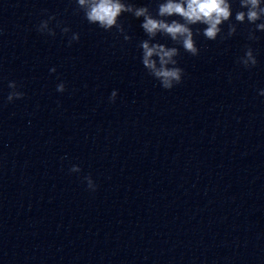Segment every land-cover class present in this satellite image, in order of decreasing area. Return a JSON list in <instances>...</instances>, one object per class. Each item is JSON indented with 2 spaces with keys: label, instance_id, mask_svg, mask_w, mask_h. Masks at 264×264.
<instances>
[{
  "label": "clouds",
  "instance_id": "obj_1",
  "mask_svg": "<svg viewBox=\"0 0 264 264\" xmlns=\"http://www.w3.org/2000/svg\"><path fill=\"white\" fill-rule=\"evenodd\" d=\"M76 11L83 12L84 18L89 24L98 25L99 28L110 31L117 29L123 35L125 41L131 37L125 33L119 18L124 13H129L135 18H142L141 28L148 37L140 42L142 50V64L149 75L159 81L160 86L165 90H171L174 86L182 82L184 70L177 66L176 57L180 55V49L176 46H166L159 42H153L158 34L170 38L174 45H179L183 50L193 56L199 54L195 36L202 34L207 40H216L222 33L221 25L232 19V5L230 0H161L158 3L157 13L154 16L148 6L137 7L129 0H75ZM242 10L235 13V22L228 24L226 36L228 38L237 31V24L247 22L254 25L248 32V39L255 41L257 31H264V0H239ZM179 17L180 19H169ZM55 16H49L37 26V31L55 36V31L49 27ZM259 21V23H258ZM204 25L201 30L197 28L193 31L194 25ZM57 27H60L57 22ZM65 34L71 31L68 27L61 28ZM79 33H72L69 45L73 41L79 40ZM237 63L245 68L255 67L258 63L254 51L250 46L246 47L244 55L239 57ZM51 68L50 72H55ZM8 87L12 90L7 96L8 102L14 99H21L24 93L17 90L15 81H10ZM56 90L63 93L65 84H57ZM117 91L113 90L109 100L115 102ZM260 95L264 96V89L260 90ZM72 172H79V166L73 165ZM90 190H95L96 185L90 176L85 177Z\"/></svg>",
  "mask_w": 264,
  "mask_h": 264
}]
</instances>
